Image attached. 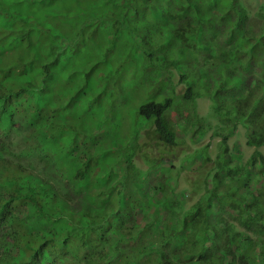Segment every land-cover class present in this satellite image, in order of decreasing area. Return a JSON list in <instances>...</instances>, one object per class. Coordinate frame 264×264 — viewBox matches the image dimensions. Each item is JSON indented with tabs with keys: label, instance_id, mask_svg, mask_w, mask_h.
<instances>
[{
	"label": "trees",
	"instance_id": "obj_1",
	"mask_svg": "<svg viewBox=\"0 0 264 264\" xmlns=\"http://www.w3.org/2000/svg\"><path fill=\"white\" fill-rule=\"evenodd\" d=\"M48 1L34 18L28 7ZM62 1L0 0V264H264V80L251 76L264 67L252 21L264 7L102 0L95 11L101 0H72L64 11ZM243 40L249 56L235 58ZM202 95L232 120L229 133L243 117L254 151L241 160L223 134L211 186L177 222L162 216L160 153L197 126ZM24 108L30 129L15 149L1 118L15 124ZM146 127L158 153L141 171L135 136L119 138Z\"/></svg>",
	"mask_w": 264,
	"mask_h": 264
},
{
	"label": "rangeland",
	"instance_id": "obj_2",
	"mask_svg": "<svg viewBox=\"0 0 264 264\" xmlns=\"http://www.w3.org/2000/svg\"><path fill=\"white\" fill-rule=\"evenodd\" d=\"M5 2H8V0H4ZM85 1V0H84ZM88 1V0H87ZM160 2V0H158ZM53 4H55V1H52ZM51 2H45L44 4L33 5L28 7V10H30L33 13L34 18H40V16L45 12V8H40L42 5H47L52 7ZM61 3V4H60ZM60 7H63L64 11H67L68 8L73 4L72 0H64L60 2ZM99 3V5H97ZM240 3H244L248 8L253 9L252 13L255 12V10H259L260 6L262 5V8L264 7V0H240ZM97 5V6H96ZM96 5H94L95 11H100L104 8H107L106 4H103L102 0L97 1ZM73 11V9H72ZM261 13L260 11L257 12V14ZM252 17V15H250ZM252 21L256 25V29H262L264 28V14L261 13V15H253ZM23 28L19 29L22 30ZM104 41L105 34H104ZM104 44V43H103ZM105 45V44H104ZM248 43L244 40L237 46V49L234 53V57L239 56H249V52L245 53V50L247 48ZM250 49V47H248ZM117 50V47L115 48ZM255 49H252V52H254ZM219 51L218 48L216 50ZM137 67V66H136ZM141 70V68H140ZM252 77L255 78V80L263 79L264 76V67H260L257 69L256 72L251 74ZM164 80H160V84L163 83ZM164 85L166 84V81L163 83V86L161 87V91L164 90ZM179 88H182L183 85L179 84ZM196 109L197 113L199 114V122L196 127H187L179 128L178 130V137L179 140L176 144V146H173V148H169V151H162L160 154L163 156L164 164L162 165V175L161 177L165 180L167 176L172 175L171 182L175 189V194L169 198H167V202L164 206H161L162 209V216H172L174 217V220L179 222L180 214L184 209L187 208L188 204L193 200L195 197V191H190L189 188L193 187L197 189L198 191L201 190V188H208L211 186L213 182V174H214V168L217 166L216 164V158L218 156V150H220V140L222 139L223 134H227L228 136V143L232 147L231 151H237V148L240 147V149L243 152V156L241 157V160L246 161L249 157H251V154L254 151L253 146H249L246 142L247 137L246 133L247 130L242 123L243 117L239 115H234L236 117L237 123L234 127V132L229 133V129L232 127L233 122L227 121L226 119H221L220 117H217L214 115V113L211 110V102L208 98L203 97V95L197 99L196 101ZM131 107V106H130ZM132 112V107L130 110ZM212 112V113H211ZM175 111H171L169 114H174ZM186 117V112L182 111L181 115L179 117V121H182L184 117ZM132 122V121H130ZM127 124L129 122L127 121ZM218 129L219 134H214V130ZM26 134L19 135V139L14 142L16 145L17 143H20L23 145L22 141L26 138ZM136 138V141L138 143V147L136 150V157L135 165L141 166L140 170L143 171L146 168V163L144 160H149L151 157H155L157 152L156 147L153 145V132L152 130L149 131V128L141 129L138 133V135L131 136L130 133L124 134L121 138H119V141L123 140L124 142L130 139L131 137ZM2 134H0V138H2ZM4 140V138H3ZM16 149V147H15ZM264 151V150H263ZM240 152V151H239ZM241 154V152L239 153ZM140 156L143 158V165L140 164ZM204 156H209L210 160L205 161ZM234 156V155H233ZM237 160L240 162V156H237ZM236 163V162H235ZM134 165V164H133ZM134 165V166H135ZM179 165V166H178ZM176 166L181 168V171L176 169ZM180 172V177L177 181H174V177L178 172ZM60 184V183H58ZM60 186V185H59ZM64 187V185H61ZM185 191V193H183ZM156 197V196H155ZM179 199L183 200L180 201ZM152 204V203H149ZM142 207V206H139ZM146 208L142 207L137 213V218L141 219L143 214L146 213ZM217 207L215 206L211 212L215 211ZM235 208L229 207L226 209L227 216L230 217L232 213H234ZM214 217V216H211ZM143 221L141 220V223L137 226V228L142 227ZM153 224H145L144 225V231L143 234H148L149 231L154 227ZM153 243V242H151ZM238 248V246H236ZM258 259V262L256 264H259V261H261L260 256H256ZM261 264V263H260Z\"/></svg>",
	"mask_w": 264,
	"mask_h": 264
},
{
	"label": "clouds",
	"instance_id": "obj_3",
	"mask_svg": "<svg viewBox=\"0 0 264 264\" xmlns=\"http://www.w3.org/2000/svg\"><path fill=\"white\" fill-rule=\"evenodd\" d=\"M13 108V104L9 107V109H12ZM28 111V109H23L19 112H16V113H13V119L15 120V124H10L8 121H9V118L7 116H3L2 115V123L3 124H7V126L10 128V130L12 132H18V133H15L16 136L15 139L18 140L20 137L19 135H24L26 134L29 129H30V124L27 122L26 120V112ZM0 134H2V138H0L1 141L7 143V140H6V137H5V134L3 131L0 132ZM4 138V140H3ZM16 149L17 148H20L22 145L20 143H17L16 144ZM135 146L138 147V143L137 141H135ZM137 150V148H136ZM136 152V151H135ZM221 150H218V153L220 154ZM218 154V155H219ZM161 155V154H160ZM218 157V156H217ZM162 159H163V156H162ZM217 159V158H216ZM166 181L167 183L170 185H166ZM172 180L171 179H161V185L160 186H163V189L162 190H169V195L170 197L173 196L175 193V189H174V185L173 183H170ZM190 191H195V197L193 198V200H191V202L188 204L187 208L186 209H189V208H193V206L199 202V199L207 192V188H201L200 191H198L197 189L193 188V187H190L189 188ZM183 193H185V191H183ZM180 201L183 202V200L179 199ZM13 248H17V247H13ZM16 250V249H14ZM16 252V251H15Z\"/></svg>",
	"mask_w": 264,
	"mask_h": 264
}]
</instances>
